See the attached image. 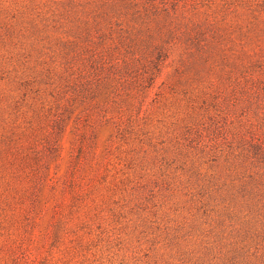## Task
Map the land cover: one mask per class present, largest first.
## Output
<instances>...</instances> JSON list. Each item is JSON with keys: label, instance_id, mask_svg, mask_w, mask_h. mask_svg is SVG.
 <instances>
[{"label": "trees", "instance_id": "16d2710c", "mask_svg": "<svg viewBox=\"0 0 264 264\" xmlns=\"http://www.w3.org/2000/svg\"><path fill=\"white\" fill-rule=\"evenodd\" d=\"M180 235L264 264V0H0V264Z\"/></svg>", "mask_w": 264, "mask_h": 264}, {"label": "rangeland", "instance_id": "374dc122", "mask_svg": "<svg viewBox=\"0 0 264 264\" xmlns=\"http://www.w3.org/2000/svg\"><path fill=\"white\" fill-rule=\"evenodd\" d=\"M181 197L177 196L176 199ZM172 204L169 201V208H172ZM165 241L167 240L160 236V243L156 245L146 240L134 239L120 251L113 249L93 254L92 249L71 264H223L216 263L210 254L212 251L203 248L200 241L186 239L183 235L171 240L169 246L164 245Z\"/></svg>", "mask_w": 264, "mask_h": 264}]
</instances>
